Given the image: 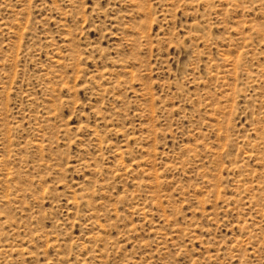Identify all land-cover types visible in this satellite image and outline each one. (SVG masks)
<instances>
[{"label": "rangeland", "instance_id": "374dc122", "mask_svg": "<svg viewBox=\"0 0 264 264\" xmlns=\"http://www.w3.org/2000/svg\"><path fill=\"white\" fill-rule=\"evenodd\" d=\"M0 264H264V0H0Z\"/></svg>", "mask_w": 264, "mask_h": 264}]
</instances>
